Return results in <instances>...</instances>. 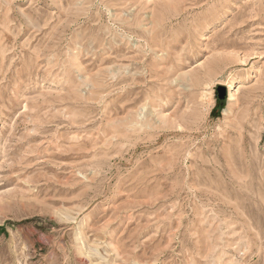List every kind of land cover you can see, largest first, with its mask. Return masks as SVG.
Masks as SVG:
<instances>
[{
    "label": "rangeland",
    "instance_id": "obj_1",
    "mask_svg": "<svg viewBox=\"0 0 264 264\" xmlns=\"http://www.w3.org/2000/svg\"><path fill=\"white\" fill-rule=\"evenodd\" d=\"M0 228V264H264V0H0Z\"/></svg>",
    "mask_w": 264,
    "mask_h": 264
},
{
    "label": "water",
    "instance_id": "obj_2",
    "mask_svg": "<svg viewBox=\"0 0 264 264\" xmlns=\"http://www.w3.org/2000/svg\"><path fill=\"white\" fill-rule=\"evenodd\" d=\"M217 93H218V100L220 104L224 105V103L227 100V88L223 86H219L217 88Z\"/></svg>",
    "mask_w": 264,
    "mask_h": 264
},
{
    "label": "trees",
    "instance_id": "obj_3",
    "mask_svg": "<svg viewBox=\"0 0 264 264\" xmlns=\"http://www.w3.org/2000/svg\"><path fill=\"white\" fill-rule=\"evenodd\" d=\"M0 229H3V228H0Z\"/></svg>",
    "mask_w": 264,
    "mask_h": 264
}]
</instances>
